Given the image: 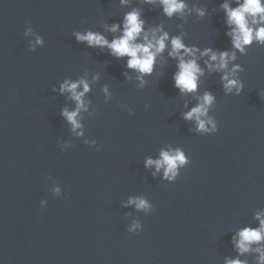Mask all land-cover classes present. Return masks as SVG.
I'll list each match as a JSON object with an SVG mask.
<instances>
[{
    "label": "water",
    "instance_id": "95a60500",
    "mask_svg": "<svg viewBox=\"0 0 264 264\" xmlns=\"http://www.w3.org/2000/svg\"><path fill=\"white\" fill-rule=\"evenodd\" d=\"M187 2L206 7L209 15L188 17L185 43L232 51L219 10L224 0ZM132 7L142 9L146 29L163 24L180 34L182 21L167 19L159 5L143 0L127 7L120 0H0V264H223L237 258L235 232L259 226L264 47L253 44L246 56L237 53L234 63L244 68L240 96L225 95L220 74L207 69L198 91L181 95L172 81L177 61L167 52L141 88L125 67L127 58L116 60L74 36L91 30L111 41L119 33L106 26L122 22ZM29 25L34 34L24 36ZM37 35L45 43L32 52ZM86 74L91 91L78 137L60 115L65 107L74 110L75 102L51 89ZM106 85L111 99L102 91ZM205 91L216 99L209 116L218 131L211 135L183 119ZM91 139L100 151L89 147ZM62 144L69 145L63 152ZM169 148L182 149L190 161L174 184L162 179L163 169L153 177L155 167H144L146 158L159 159ZM57 184L59 198L53 197ZM136 196L153 205L150 215L121 207ZM41 200H47L45 208ZM134 218L143 225L139 235L127 231ZM257 257L250 252L238 258L257 264Z\"/></svg>",
    "mask_w": 264,
    "mask_h": 264
},
{
    "label": "clouds",
    "instance_id": "9594fccd",
    "mask_svg": "<svg viewBox=\"0 0 264 264\" xmlns=\"http://www.w3.org/2000/svg\"><path fill=\"white\" fill-rule=\"evenodd\" d=\"M130 0H120V6L127 7ZM147 6L159 5L163 16L171 20L174 17L182 21L177 25L181 29L179 35H172L165 30L163 24L147 28L146 20L143 19L141 8L132 7L130 11L123 14L122 22L112 23L106 26V31L119 35H113L111 41L101 34L88 30L84 33L74 32L77 43L86 44L89 48L107 49L108 54L116 60L126 59L125 67L127 70L136 74L139 86L146 85V77L154 74L158 58H163L165 52L170 59L177 61L176 71L172 74L173 87L179 90L181 95L195 94L198 91L200 78L205 75V69L209 73L220 74V79L225 95L240 96L244 90V83L240 78V73L244 68L240 64L234 63L237 60V53L242 56L248 54L247 49L253 44L264 47V0H224L219 5V10L223 13L225 36L229 38L232 51L216 50L213 47L204 49L198 46H189L185 43L186 33L183 31L184 24L188 22V17L195 14L196 17L203 19L209 15L206 7L196 5L189 6L187 0H143ZM233 4L235 7H233ZM216 11V9H213ZM84 20L82 23H86ZM33 28L29 25L23 32L24 36L33 35ZM44 40L37 35L35 44L29 45V50L35 52L37 46L43 47ZM203 60L204 68L199 61ZM231 65V67H230ZM125 79H131L128 72H124ZM93 81L99 79L94 76ZM53 93L68 95V99L75 102V109L69 111L63 108L60 112L61 117L71 126V131L78 137L84 135L83 124L80 119L82 112H88V104L85 96L91 91L87 74L84 78L76 81L65 78L57 89H51ZM103 93L106 99H111L108 86H104ZM258 96H264L259 93ZM197 105L189 111L183 113V119L194 121L195 131L201 135H211L218 131V123L214 117L209 116V111L216 103L214 95L210 91H205L197 97ZM148 105H145L147 108ZM187 107V104H185ZM131 116L134 113L127 109ZM79 130V131H78ZM89 147H94L100 151V146L95 139L86 141ZM69 145H60L63 152ZM160 158L153 160L146 158L144 167L146 169L155 167L152 173L156 177L163 169L162 179L169 184H174L182 169L188 167L190 161L185 152L180 148H169L160 151ZM45 179H51L50 176ZM63 195L61 187L57 184L53 189V197ZM47 200L40 201V207L45 208ZM134 206L137 212L145 216L153 211V205L144 196L129 197L127 203H122L121 207ZM255 220L259 226L243 227L235 232L231 237V243L237 253V258H225L223 264H247L246 261L238 257L247 253L255 252L258 254L257 264H264V211L255 213ZM129 234L139 235L143 231V225L139 218H134L131 225L127 228Z\"/></svg>",
    "mask_w": 264,
    "mask_h": 264
}]
</instances>
